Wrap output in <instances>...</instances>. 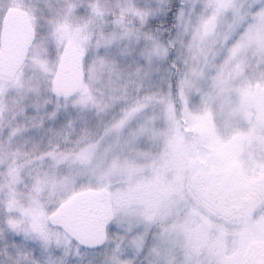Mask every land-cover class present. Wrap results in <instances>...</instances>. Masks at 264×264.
<instances>
[{"label": "rangeland", "instance_id": "obj_1", "mask_svg": "<svg viewBox=\"0 0 264 264\" xmlns=\"http://www.w3.org/2000/svg\"><path fill=\"white\" fill-rule=\"evenodd\" d=\"M125 1L0 0V35L10 7L36 30L25 66L0 82V264H244L264 241V203L251 213L241 202L247 180L264 185V0ZM104 8L163 35L129 28L89 44L75 24ZM72 48L84 82L48 99ZM133 87V106L113 116ZM230 171L246 188L236 213L206 199ZM88 188H107L115 213L94 251L47 219Z\"/></svg>", "mask_w": 264, "mask_h": 264}, {"label": "water", "instance_id": "obj_2", "mask_svg": "<svg viewBox=\"0 0 264 264\" xmlns=\"http://www.w3.org/2000/svg\"><path fill=\"white\" fill-rule=\"evenodd\" d=\"M35 36L27 11L20 7L9 8L3 19L0 38L1 82L12 83L15 80L27 61ZM83 80L82 55L72 48L60 61L53 81V90L65 96L74 95L80 90ZM236 188L239 186L233 187L232 190L235 191ZM224 189V185L213 187L208 196L217 202L224 194ZM231 194L232 192H228V195ZM243 201L246 206L254 209L264 201V185H258ZM113 219L112 197L106 188L79 191L48 215L50 226L60 228L72 241L89 250L100 249L107 243V228ZM244 264H264V241L250 242L244 254Z\"/></svg>", "mask_w": 264, "mask_h": 264}, {"label": "trees", "instance_id": "obj_3", "mask_svg": "<svg viewBox=\"0 0 264 264\" xmlns=\"http://www.w3.org/2000/svg\"><path fill=\"white\" fill-rule=\"evenodd\" d=\"M125 3L132 8L136 7V2L134 0H126ZM121 7L123 8V5ZM152 20L153 19L147 21L145 25H140V23L135 21L133 17L126 11L119 13L118 10L117 12H113V11H108L107 9L104 8L102 12L100 11L98 16L95 17L94 20H92V22H90L88 18L87 20L78 21L75 24V27H77L76 29L85 36V39L89 44L94 45L95 42H98V39L99 42L101 41L103 42L107 38L113 37L115 34L120 33L122 35V33L124 34L125 32L130 31L129 28H132L131 32H134L133 35L139 39L159 38L160 36L163 35V31L161 30L157 21H152ZM57 33H58L57 30H54V34L57 35ZM134 88L135 87H133V89ZM132 90H126L130 94L131 92H133L129 97V102L126 105H122V106L121 104L118 105V107L115 109V114H113V116H116L117 112L124 110L128 104L133 106L134 103H132L131 101H134V97L137 95L138 89L137 90L134 89V91ZM155 91L156 90L152 88L149 91H142V94L154 95ZM46 96L48 97V99L50 98L51 100H57V99L63 100V98H66L64 96H60L54 93L52 90H49ZM18 114H20V110H17V115ZM10 118L11 116L9 118L7 117L6 120H8L7 122L9 123L6 124L9 125L13 124L14 121L13 119ZM49 150L50 147L47 148V152ZM78 150L79 148L76 149L75 152H77ZM52 230L53 232H55L54 229Z\"/></svg>", "mask_w": 264, "mask_h": 264}, {"label": "flooded vegetation", "instance_id": "obj_4", "mask_svg": "<svg viewBox=\"0 0 264 264\" xmlns=\"http://www.w3.org/2000/svg\"><path fill=\"white\" fill-rule=\"evenodd\" d=\"M235 177H236V175L234 172H232L231 175H226V178L224 179V181L222 183L225 186L224 194L222 195V197H220L217 200V202H215V200L212 199L211 197L208 198V196L206 199L208 201L212 202V204H214L216 206H220L222 208L229 207L231 212H234V213L238 212V208L235 206H232V203L234 202V200L238 196V194L246 188H245V185L243 183L236 182ZM198 183H199V181H198ZM259 184H262L261 181H253V182L249 183L247 180V194L245 196L248 197ZM235 186H239V188H236L235 191H233L232 188ZM213 187H217V186H213ZM228 192H232V194L228 195ZM245 196L241 197V202L243 204H244L243 199L245 198ZM227 197H228V201L225 202ZM202 198H203V195H202ZM262 203L263 202L259 203L254 209H251L247 206V212L252 213V212L256 211Z\"/></svg>", "mask_w": 264, "mask_h": 264}]
</instances>
